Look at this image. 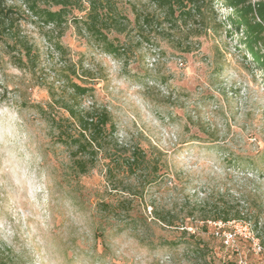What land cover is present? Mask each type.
<instances>
[{"label":"rangeland","instance_id":"obj_1","mask_svg":"<svg viewBox=\"0 0 264 264\" xmlns=\"http://www.w3.org/2000/svg\"><path fill=\"white\" fill-rule=\"evenodd\" d=\"M1 2L12 13L0 26V264H264V75L227 32L220 0L172 26L153 0H116L126 30L108 36L121 59L73 27L88 0L61 29L39 24L23 0ZM72 84L87 94L76 100ZM72 106L106 109L115 126L84 176L53 124L68 132ZM132 147L147 160L138 179L106 167L105 153ZM220 208L235 223L213 225ZM228 230L238 234L221 247L214 235Z\"/></svg>","mask_w":264,"mask_h":264},{"label":"trees","instance_id":"obj_2","mask_svg":"<svg viewBox=\"0 0 264 264\" xmlns=\"http://www.w3.org/2000/svg\"><path fill=\"white\" fill-rule=\"evenodd\" d=\"M26 3L28 11L32 17L44 26H52L61 29L69 21L68 16L72 9L81 11L82 0H51L56 10L41 7L39 0H23ZM211 1V0H208ZM224 8L230 11V14L224 18V25L231 35H238V44L247 55L255 67L259 68L264 75V0H220ZM158 7L164 8L165 23L170 26L176 25L178 21H186L195 15L201 13L204 0H153ZM12 10L0 0V26L3 29L10 26ZM151 18L148 16L134 15L133 22L141 28L150 25ZM73 27L80 35H85L102 53L116 59H121L124 55V48L117 40L110 39L108 33L115 31L124 33L126 30L125 19L120 16L116 8V0H88V10L82 20L72 18ZM59 51L63 48L56 46ZM71 90L76 100L87 94L85 87L72 84ZM74 103V102H73ZM77 104V103H76ZM76 104H74L76 107ZM68 118L62 119L70 125L67 131L59 126L57 121H53L58 130L57 139L59 143L70 150V159L72 161L73 175L84 176L94 169V160L98 152L103 151L102 142L106 136L115 132V126L106 109H92L91 111H77L72 107H67ZM82 156V157H78ZM107 159L106 167L111 165H123L126 177L138 179V173L147 166L145 154L138 147H132L122 154L107 152L103 155ZM156 173V172H155ZM231 210L220 208L212 216V222H223L226 224L232 217ZM239 217V212H235ZM159 222L167 226H174L173 222L164 216H155ZM209 217V216H208ZM208 218L202 221L207 222ZM241 219V218H236ZM182 237L194 239L189 234L186 227L181 226ZM219 239L221 247H224L223 240ZM202 241L195 242L193 249L194 257H200V261H205V255L202 254L206 249Z\"/></svg>","mask_w":264,"mask_h":264},{"label":"built area","instance_id":"obj_3","mask_svg":"<svg viewBox=\"0 0 264 264\" xmlns=\"http://www.w3.org/2000/svg\"><path fill=\"white\" fill-rule=\"evenodd\" d=\"M231 223H235V222H231ZM231 223L228 222L227 224L230 225ZM236 224H237L238 226H239V224H240V225H242L244 228L247 227V224L244 223V222H241V221L236 222ZM213 225L221 226V222H215V223H213ZM234 228H235V227H234ZM237 234H238V232H237L236 230H233V231H232V230H228V231H224V232H216V233H215L216 236H220V237L222 238V240H223V242H224L225 244H228V243H234V241H235V237L237 236ZM247 238H248L249 240H251L253 249L256 250V251H260V246L258 245L257 240L254 239V237L251 236L250 234L247 236Z\"/></svg>","mask_w":264,"mask_h":264}]
</instances>
